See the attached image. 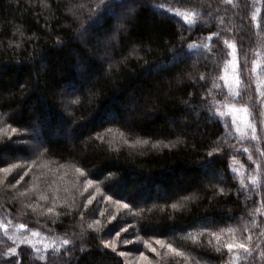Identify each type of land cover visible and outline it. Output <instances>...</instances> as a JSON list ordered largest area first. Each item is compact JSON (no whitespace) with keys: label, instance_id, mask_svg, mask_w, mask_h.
<instances>
[{"label":"trees","instance_id":"1","mask_svg":"<svg viewBox=\"0 0 264 264\" xmlns=\"http://www.w3.org/2000/svg\"><path fill=\"white\" fill-rule=\"evenodd\" d=\"M98 5L0 0V168L21 165L0 171V264H226L212 232L228 228L252 237L236 264H264V0H125L89 19ZM224 106L247 110L255 140ZM25 127L36 153L14 143ZM31 231L46 240L21 243Z\"/></svg>","mask_w":264,"mask_h":264},{"label":"snow or ice","instance_id":"2","mask_svg":"<svg viewBox=\"0 0 264 264\" xmlns=\"http://www.w3.org/2000/svg\"><path fill=\"white\" fill-rule=\"evenodd\" d=\"M124 5H125V0H99V5L95 9H92V16H90L89 19H94V18H96L98 16L103 18V16L105 14L110 15V16H116L118 11L122 13V12H124L126 10ZM187 19L188 18L185 17L186 21H187ZM119 27H123V25L121 24ZM84 31L86 32L87 29H84ZM82 34L83 33H81V35ZM115 35L116 34L114 33L113 38H115ZM209 39H211V37H209ZM225 43H227V41ZM228 47L232 48L233 46L231 44H228ZM233 57H234V59H233V70L235 71L236 70V65H235V53L234 52H233ZM253 71H255V69H253ZM201 79H204V77H201ZM236 82H237V84H239V80H237ZM75 102H77V101H73V103H75ZM230 112H231V115H232V124L235 127L236 132L238 134H240L241 138H243L244 135L246 134L244 129L251 128L252 129V139L255 140L256 139V130L250 123L247 122L246 115H245V118H241V117H239L236 114L237 112H244L246 114L247 110L246 109L232 108V109H230ZM262 115H264V113H262ZM238 120L240 121V123H237ZM262 123H264V121H262ZM240 124L244 125V129H242L240 127ZM11 132L12 133H17V129L16 128H12ZM5 135H8V133H5ZM96 138L99 139V140H103L104 136H103V134L98 133ZM9 139H11L10 135H9ZM14 143L24 144L28 148V150L33 152V153H36L39 148L44 146L43 142L40 141V139H39V129H38V127H32L31 129L25 127V134L21 135L19 139L14 141ZM145 143H147V141H145ZM245 151H248V150L245 149ZM208 155L210 157H212L213 153L209 152ZM261 155H264V153H261ZM213 163L214 162L212 160H209V162L206 165V167H211L213 165ZM18 167H21V165L13 163L9 167L0 168V171L4 172L6 174H11V172L14 169H17ZM27 167L31 168L32 165L29 164V165H27ZM61 167H63V165H61ZM75 171L79 175V177L83 178L82 181H80V183L83 184L84 191L87 192L89 188L93 187V179L89 178L86 175L85 171L82 170L80 167H76ZM27 174H28L27 172L24 173V175H27ZM20 179L22 180L23 176H21ZM5 181H7V177H5ZM3 182L4 181H0V183H3ZM7 183L9 185H11L10 181H7ZM16 183L19 184L20 181L17 180ZM251 183L253 185H255L257 183L254 174L251 176ZM11 186L15 187V185H11ZM243 187H244V185L241 184V188H243ZM99 191H100V189H99V187H97L96 188V193H98ZM81 194H83V193H81ZM20 195L24 196V195H26V192H20ZM37 199H38V201H47L49 199V196L41 194V195H39L37 197ZM52 199L55 200V199H57V197L55 195H53ZM95 199H96L95 193H89V196L87 198L85 207L87 205L92 204V202ZM104 199L105 200H109L110 197L105 196ZM38 206H40V205L39 204H37V206H33L32 204L28 205V207L33 212L36 211V207H38ZM119 206L123 207V208H128V204L127 203H124V204L119 205ZM43 207L45 208L46 213L51 214L54 211L53 207H47L46 204L43 205ZM175 207H176V205L174 204L173 208H175ZM256 211L259 212L260 209L257 208ZM101 214H103V213H101ZM95 222L98 223V221H95ZM17 227H18L19 231L23 232L25 230L26 226H25V224L21 223ZM89 227L91 228L92 225L90 224ZM121 231H126V229L122 228ZM234 232H235V229H233V228H228L226 232L222 229L220 234H217L216 232H212V236L214 237V239L216 241V251L217 252H221L222 249H226L227 250L229 259L226 262V264H236V261L241 258V256H240L241 253L244 254L245 258H247V257L252 255V237L249 235L246 239L241 237L240 239L231 238L229 240L228 237H232ZM116 235L119 236L120 233L117 232ZM261 235L264 236V232H262ZM222 236H224L225 239L222 240ZM33 238H35L36 240H40V241L46 240L45 237L41 236V233L39 231H31V236L30 237L28 235H22V236L19 237L21 243H29V244H33ZM193 239L195 240L196 238L194 237ZM155 242H156V244L160 245L162 248L165 247V244H164L163 241L157 239ZM13 243H15V240H13ZM51 243H53V245L56 244L55 241H52ZM210 243H211V241H210ZM59 244L60 245H68L69 244V240L67 238L61 239L59 241ZM33 247H35V244H33ZM43 247H44V251L47 252L48 251V247H49L48 243H44ZM104 247L105 248L111 247L112 251H114V252L116 251L115 243L110 245L107 242V239L104 240ZM145 247H148L150 251H153V252L156 251V249L152 248L147 242L145 243ZM167 248H168L169 252H175V254L177 256L180 255V253L178 251H176L170 244L167 245ZM36 251H37V253H39V249H37ZM52 251L55 253V252H58L59 249L57 247L53 246ZM9 252L11 254L15 255L16 254V249L15 248H9ZM119 254L121 256L127 255V253L123 252V251H121ZM39 258L43 259V256H40ZM140 258L147 262V257H145L143 253H140ZM262 258H264V257H262ZM9 264H11V261H9Z\"/></svg>","mask_w":264,"mask_h":264},{"label":"rangeland","instance_id":"3","mask_svg":"<svg viewBox=\"0 0 264 264\" xmlns=\"http://www.w3.org/2000/svg\"><path fill=\"white\" fill-rule=\"evenodd\" d=\"M229 81L233 82L232 80ZM232 108L233 107L224 106L223 112H225L226 114L229 113L231 115L230 109ZM236 114L241 118H245L242 112H237ZM239 170H240L239 167L235 170L237 174H239ZM130 264H150V262L147 263L145 260L141 259L140 256H138V257H133L132 260L130 261ZM152 264H166V255L165 256L163 255L161 259L154 261V263Z\"/></svg>","mask_w":264,"mask_h":264}]
</instances>
